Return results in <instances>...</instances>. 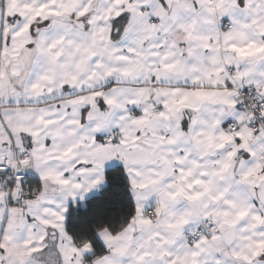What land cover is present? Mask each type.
Instances as JSON below:
<instances>
[{
	"label": "snow or ice",
	"instance_id": "1",
	"mask_svg": "<svg viewBox=\"0 0 264 264\" xmlns=\"http://www.w3.org/2000/svg\"><path fill=\"white\" fill-rule=\"evenodd\" d=\"M0 264H264V0H0Z\"/></svg>",
	"mask_w": 264,
	"mask_h": 264
}]
</instances>
